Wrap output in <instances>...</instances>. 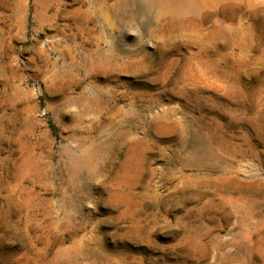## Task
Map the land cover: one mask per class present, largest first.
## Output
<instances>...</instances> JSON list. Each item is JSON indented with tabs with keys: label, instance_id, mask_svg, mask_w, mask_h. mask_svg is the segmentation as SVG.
<instances>
[{
	"label": "rangeland",
	"instance_id": "1",
	"mask_svg": "<svg viewBox=\"0 0 264 264\" xmlns=\"http://www.w3.org/2000/svg\"><path fill=\"white\" fill-rule=\"evenodd\" d=\"M0 264H264V0H0Z\"/></svg>",
	"mask_w": 264,
	"mask_h": 264
},
{
	"label": "trees",
	"instance_id": "2",
	"mask_svg": "<svg viewBox=\"0 0 264 264\" xmlns=\"http://www.w3.org/2000/svg\"><path fill=\"white\" fill-rule=\"evenodd\" d=\"M51 130L53 131V133L55 134V127L54 125L51 124Z\"/></svg>",
	"mask_w": 264,
	"mask_h": 264
}]
</instances>
